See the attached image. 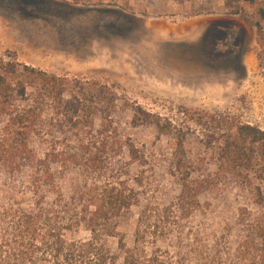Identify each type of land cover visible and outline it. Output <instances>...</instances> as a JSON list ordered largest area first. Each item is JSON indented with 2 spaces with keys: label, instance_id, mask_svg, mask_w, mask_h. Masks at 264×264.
Instances as JSON below:
<instances>
[{
  "label": "trees",
  "instance_id": "obj_1",
  "mask_svg": "<svg viewBox=\"0 0 264 264\" xmlns=\"http://www.w3.org/2000/svg\"><path fill=\"white\" fill-rule=\"evenodd\" d=\"M68 82L0 57V264H264V131L208 133L219 162L210 172L187 157L183 133L171 152L147 153L120 132L112 99H83L82 87L67 99ZM228 180L241 203L233 221L208 228L200 196ZM132 219L128 241L119 227Z\"/></svg>",
  "mask_w": 264,
  "mask_h": 264
},
{
  "label": "rangeland",
  "instance_id": "obj_2",
  "mask_svg": "<svg viewBox=\"0 0 264 264\" xmlns=\"http://www.w3.org/2000/svg\"><path fill=\"white\" fill-rule=\"evenodd\" d=\"M263 4L0 0V57L68 78L67 99L81 87L87 100L101 90L115 105L120 132L147 153L171 152L183 133L187 157L201 159L213 172L218 149L208 133H237L239 124L264 131V19L258 15ZM93 118L97 126L101 116ZM139 119L144 122L133 123ZM29 141L37 152L44 149L38 138ZM228 181L221 191L200 196L210 203L208 228L220 230L233 221L241 203ZM165 187L171 194L174 187ZM133 227V219L120 224L128 241Z\"/></svg>",
  "mask_w": 264,
  "mask_h": 264
}]
</instances>
